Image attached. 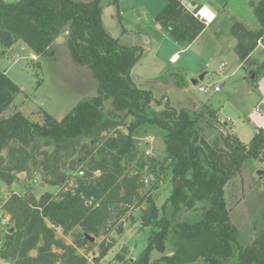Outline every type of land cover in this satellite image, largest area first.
I'll use <instances>...</instances> for the list:
<instances>
[{
    "label": "trees",
    "instance_id": "obj_1",
    "mask_svg": "<svg viewBox=\"0 0 264 264\" xmlns=\"http://www.w3.org/2000/svg\"><path fill=\"white\" fill-rule=\"evenodd\" d=\"M199 10H187L184 0H166L156 23L175 41L192 44L207 27L205 20L196 16ZM253 11L261 24L259 31H249L240 23L232 28L241 61L247 60L259 43L264 46V0L254 4ZM102 15L101 0H0L1 46L9 49L21 40L35 56L54 58L52 46L67 34L74 61L88 66L98 82L97 95L82 100L65 119L57 121L47 115L44 123L38 124L20 112L6 115L21 89L0 72V180L12 186L20 174H40L47 185L61 188L57 195L47 192L39 199L13 194L3 204L13 225L0 245V260L88 264L86 254L80 253L92 250L87 247V235L98 238L107 231L110 234L112 220H120L130 208L147 206L141 218L143 227L158 222L160 209L153 197L157 187L144 191L142 175L147 166L154 171L157 161L148 158L133 163L140 150L136 134L145 126H156L164 131L174 204L182 200L194 209L199 202L206 208L198 223L177 226L183 234L179 233L182 239H177L175 254H165L169 229L163 225L139 259L127 264H192L198 258L204 259L203 264H221L214 251L225 257L236 253L237 264H264V231L250 246H240L224 198L226 185L244 163L262 157L264 130L248 145L231 135L224 138V147L206 140L202 121L211 124L217 119L216 111L207 110L206 120L188 109L168 104L162 107L150 91L138 88L131 74L143 50L123 46L109 35ZM259 69L264 71V62ZM110 98L114 110L106 112L104 103ZM125 126L126 133L121 131ZM88 139L97 153L90 152L83 175H78L83 162L77 158L68 166L66 163L73 158L75 147ZM62 152H66L64 157ZM42 156L45 159L39 161ZM124 231L123 225L116 230L119 235ZM67 236L73 238V244L65 242ZM211 242L216 243L215 248L208 247ZM112 246L104 241L99 258H105ZM154 251L162 255L152 263Z\"/></svg>",
    "mask_w": 264,
    "mask_h": 264
},
{
    "label": "rangeland",
    "instance_id": "obj_2",
    "mask_svg": "<svg viewBox=\"0 0 264 264\" xmlns=\"http://www.w3.org/2000/svg\"><path fill=\"white\" fill-rule=\"evenodd\" d=\"M74 1L90 3L92 0ZM187 1L190 6L196 4L197 8L207 4L216 14L214 21L207 23L205 20L206 29L192 44L175 41L156 23V16L166 0H101L103 27L121 45L143 50L131 74L138 88L150 91L156 100L162 102V107L168 104L178 110L188 109L204 115L206 120L208 111H216L217 119L211 124L202 121L205 139L219 142L224 147V138L231 135L248 145L256 133L264 130V71L259 69L264 62V46L259 43L251 56L241 61L235 51L237 40L232 28L240 23L249 31L261 29L252 5L259 0ZM63 38L52 46L54 58L34 59L31 49L21 40L9 49L0 45V72H5L21 89L6 115L20 112L38 124H43L47 115L62 121L82 100L97 95L98 82L91 69L74 61L67 35ZM174 54L178 55L176 60L171 59ZM222 64L224 66L220 68ZM204 73H207L204 80L197 86L193 85L192 80ZM199 87H209V92L202 93ZM104 107L106 112L113 111V100H106ZM257 108L262 111L257 112ZM126 120L128 123L130 118ZM121 131L126 133V126ZM136 137L140 150L134 165L148 158L157 161L154 171L150 166L143 169L145 190H141L147 191L153 185L157 187L153 197L160 209L159 221L150 227H143L141 218L147 206L130 208L120 220H112L114 230L110 234L106 230L94 241L88 239L87 247L92 250H80L81 254H86L88 264L135 262L163 225L169 229L165 254L173 255L178 250L177 239H182L180 235L183 234L177 226L193 225L203 219L205 203L198 202L194 209H189L182 200L174 204V180L169 163H166L164 131L156 126H145ZM88 143L89 139L75 147L73 158L66 163L68 166L73 159L79 158L83 163L77 170L78 175L87 167L92 157L90 152L92 155L97 153ZM43 150L47 151V148ZM147 150L152 152V157L145 155ZM65 154L62 152L63 157ZM44 159L42 156L39 161ZM134 165L131 166L132 171ZM40 170L43 171V168ZM20 178L13 188L0 180V219L10 216L3 211V204L13 194L39 199L44 193L57 195L61 190L47 185L40 174L32 177L25 174ZM176 184L179 182L176 181ZM224 198L231 222L238 230L240 246H250L253 239L264 231V153L259 160L244 163L241 172L226 185ZM12 225L10 222L9 229ZM121 225L125 231L119 235L116 230ZM7 233V227H2L0 222V245ZM58 233L61 237V232ZM64 240L73 244L71 236L64 237ZM104 241L113 246L108 255L100 259V246ZM215 245L211 242L208 247L215 248ZM212 253L221 264H237L236 253L226 257L216 254V251ZM161 255L158 251L152 252V263ZM203 263V258L192 262ZM0 264L14 263L0 260Z\"/></svg>",
    "mask_w": 264,
    "mask_h": 264
},
{
    "label": "crops",
    "instance_id": "obj_3",
    "mask_svg": "<svg viewBox=\"0 0 264 264\" xmlns=\"http://www.w3.org/2000/svg\"><path fill=\"white\" fill-rule=\"evenodd\" d=\"M184 5H185L186 9L189 10V11H191V12H195V11L198 9V8L196 7V4H194L193 6H190V4L188 3L187 0H184ZM253 5H254V3H253ZM199 8H200V10H199L198 12H200V16H203V19L206 20L207 23H210L211 21H214V19H215V17H216V14H215V12L212 10V8H211L209 5L204 4V5L200 6ZM203 12H204V14H203ZM160 27H161V26H160ZM66 35H67V34H66ZM63 39H64V38H63ZM32 57H33L34 59L37 58V56H35V55L33 54V52H32ZM176 57H178V55H177V54H174L173 57H172L171 59L174 60V58H176ZM24 175H25V174H24ZM24 175L22 174L20 177H22V176H24ZM20 177H19V179H21ZM14 186H15V184H13L11 187L13 188ZM6 187H7V186H6Z\"/></svg>",
    "mask_w": 264,
    "mask_h": 264
},
{
    "label": "built area",
    "instance_id": "obj_4",
    "mask_svg": "<svg viewBox=\"0 0 264 264\" xmlns=\"http://www.w3.org/2000/svg\"><path fill=\"white\" fill-rule=\"evenodd\" d=\"M196 16H198V17H200L202 20H203V17L202 16H199V12L196 14ZM223 66H224V64H222L221 65V67L220 68H223ZM199 90L202 92V93H207V92H209V87H199ZM257 112H260V111H262V109H260V108H257V110H256ZM145 155L147 156V157H152L153 155H152V152L150 151V150H147L146 152H145ZM80 175H83V172L82 171H80V173H79ZM0 222H1V226L2 227H7V230L9 229V225H10V222H11V217L10 216H6L5 218H1L0 219Z\"/></svg>",
    "mask_w": 264,
    "mask_h": 264
},
{
    "label": "water",
    "instance_id": "obj_5",
    "mask_svg": "<svg viewBox=\"0 0 264 264\" xmlns=\"http://www.w3.org/2000/svg\"><path fill=\"white\" fill-rule=\"evenodd\" d=\"M252 5H253V4H252ZM199 16H200V15H199ZM62 39H63V37H60V38L58 39V41H61ZM206 74H207V73H204V74L200 75L197 79H193V80H192L193 85H195V86L199 85V83L202 82V81L204 80ZM177 182H179V181H177ZM12 231H13V229H11V232H12ZM87 238L90 239V241H94V238L89 237L88 235H87Z\"/></svg>",
    "mask_w": 264,
    "mask_h": 264
},
{
    "label": "bare ground",
    "instance_id": "obj_6",
    "mask_svg": "<svg viewBox=\"0 0 264 264\" xmlns=\"http://www.w3.org/2000/svg\"><path fill=\"white\" fill-rule=\"evenodd\" d=\"M199 15H200V12H199ZM203 17V16H202ZM177 59V57L176 58H174V60H176Z\"/></svg>",
    "mask_w": 264,
    "mask_h": 264
}]
</instances>
